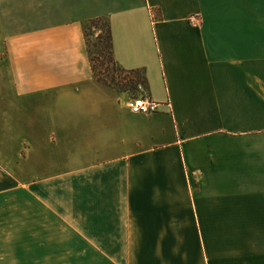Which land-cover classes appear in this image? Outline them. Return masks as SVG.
Listing matches in <instances>:
<instances>
[{"label":"crops","instance_id":"0c3cea01","mask_svg":"<svg viewBox=\"0 0 264 264\" xmlns=\"http://www.w3.org/2000/svg\"><path fill=\"white\" fill-rule=\"evenodd\" d=\"M0 264H264V0H0Z\"/></svg>","mask_w":264,"mask_h":264},{"label":"trees","instance_id":"16d2710c","mask_svg":"<svg viewBox=\"0 0 264 264\" xmlns=\"http://www.w3.org/2000/svg\"><path fill=\"white\" fill-rule=\"evenodd\" d=\"M104 26V38H103V54L99 55L102 61L99 62V66H102L106 63L110 64L111 69L115 72L122 74L123 76L119 77V81H115L114 77L110 75L107 80L108 73H101L96 70L95 66L93 65V61L89 56L88 50L86 48L85 36H86V29L89 27L97 28L98 24ZM81 31L84 39V44L86 48V53L88 57L89 68L91 72V76L93 80L103 86L109 87L114 89L118 92H127L128 89H134L136 86H140L142 90L147 91V85L144 73L141 69H133V70H123L119 68L113 61L111 56V44H110V33H109V26L107 20L103 17H97L93 19H89L82 23ZM100 54V52H99ZM104 70V69H103ZM131 74L133 76H131Z\"/></svg>","mask_w":264,"mask_h":264},{"label":"rangeland","instance_id":"374dc122","mask_svg":"<svg viewBox=\"0 0 264 264\" xmlns=\"http://www.w3.org/2000/svg\"><path fill=\"white\" fill-rule=\"evenodd\" d=\"M103 38H104V26L101 24H98L97 28H87L86 29V36H85V42H86V48L88 50L89 56L93 61V65L95 66L96 70L99 72L107 74V80L109 79L110 75L114 77L115 81H119V77L123 76L122 74L115 72L111 69L110 64L106 63L102 66H99V62L102 61L101 57L99 55L103 54ZM100 52V54H99ZM104 69V70H103ZM131 76H133L131 74ZM144 90L140 88V86H136L134 89H128L126 94L132 98L135 96H138V94H142Z\"/></svg>","mask_w":264,"mask_h":264},{"label":"built area","instance_id":"2783aa9c","mask_svg":"<svg viewBox=\"0 0 264 264\" xmlns=\"http://www.w3.org/2000/svg\"><path fill=\"white\" fill-rule=\"evenodd\" d=\"M187 22L191 25H196L197 20L195 16L189 15L186 18ZM168 106V102L166 104ZM158 103L151 101L146 93L143 91L142 94L132 97L129 102V111L133 114L148 115L154 113L157 109Z\"/></svg>","mask_w":264,"mask_h":264}]
</instances>
